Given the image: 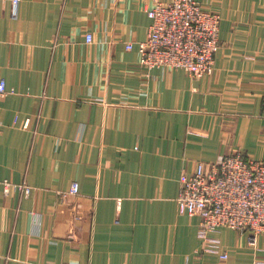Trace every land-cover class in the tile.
<instances>
[{"label": "crops", "instance_id": "0c3cea01", "mask_svg": "<svg viewBox=\"0 0 264 264\" xmlns=\"http://www.w3.org/2000/svg\"><path fill=\"white\" fill-rule=\"evenodd\" d=\"M156 1H0V182L30 187H0V264H264V232L218 230L220 261L175 205L199 163L264 161V0H191L220 17L200 79L138 65Z\"/></svg>", "mask_w": 264, "mask_h": 264}, {"label": "built area", "instance_id": "2783aa9c", "mask_svg": "<svg viewBox=\"0 0 264 264\" xmlns=\"http://www.w3.org/2000/svg\"><path fill=\"white\" fill-rule=\"evenodd\" d=\"M8 2L9 16L18 18L20 0ZM150 20L147 34L137 43L138 65L148 73L153 69L182 70L192 79L210 75L214 54L218 48L220 17L191 0L154 2L147 9ZM90 34L85 42L91 43ZM132 45L127 44L126 50ZM4 79H0V104L7 95ZM175 199L178 213L197 217V238L200 251L227 259L221 243L214 234L229 229L246 234L248 248L257 250V237L264 232V161L246 158L242 152L225 155L213 163H199L190 173L178 179ZM5 195L17 191L28 196L30 187L9 181L0 182ZM73 182L69 195H77Z\"/></svg>", "mask_w": 264, "mask_h": 264}]
</instances>
